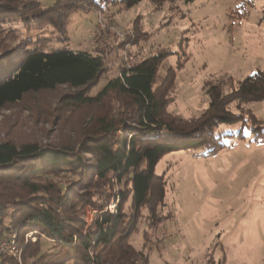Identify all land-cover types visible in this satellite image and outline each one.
<instances>
[{
    "label": "trees",
    "instance_id": "trees-1",
    "mask_svg": "<svg viewBox=\"0 0 264 264\" xmlns=\"http://www.w3.org/2000/svg\"><path fill=\"white\" fill-rule=\"evenodd\" d=\"M143 1L57 0L43 6L41 0H0V113L27 96L59 88L69 90L59 104L71 114L91 111L72 117L74 132L62 143L0 140V243L16 234L22 264H150L131 237L140 222L157 231L168 219L167 173L158 170L163 158L180 151L213 156L227 147V139H243L246 127L257 132L256 139L264 138V122L248 108L264 101V70L239 81L230 93L222 82L206 85L207 109L185 118L169 111L181 68L170 67L161 76L169 51L111 76L97 50H48L53 43L70 42L76 12L116 6L126 11ZM149 1L160 12L178 0ZM139 19L126 44L147 40ZM235 126L237 131L224 130ZM116 187L120 202L113 214L106 208ZM87 207L96 210L90 224L84 219ZM30 232H37V240L26 244ZM44 241L55 251H43ZM3 264L19 263L4 256Z\"/></svg>",
    "mask_w": 264,
    "mask_h": 264
},
{
    "label": "rangeland",
    "instance_id": "rangeland-1",
    "mask_svg": "<svg viewBox=\"0 0 264 264\" xmlns=\"http://www.w3.org/2000/svg\"><path fill=\"white\" fill-rule=\"evenodd\" d=\"M56 1L41 3L48 6ZM104 13L101 21L105 27L101 28L99 12H76L68 28L70 42L53 43L48 50H97L105 56L111 76L119 75L128 65L171 52L161 76L168 68L177 71L181 66L169 95L173 98L169 111L175 115L200 116L209 105L206 85L222 82L224 92L230 93L239 81L264 70V0H195L187 5L178 0L160 12L144 0L130 10L121 11L116 6ZM137 17L149 36L137 45L126 44L129 36L135 37ZM126 54L132 57L129 64ZM68 92L59 88L30 95L24 103L1 112L0 140L43 145L67 141L74 132L72 117L91 112L82 109L71 114L60 106L61 97ZM248 108L264 122V101ZM238 128L224 130L229 133ZM256 134L246 127L243 139H227V147L210 157L180 151L163 158L158 170L167 173L168 219L157 231L140 222L131 237V244L150 256V264L218 260L224 264H264V138L256 139ZM119 202L120 189L116 187L115 198L106 209L117 214ZM95 215L96 210L87 207L84 219H94ZM43 251L55 248L44 241Z\"/></svg>",
    "mask_w": 264,
    "mask_h": 264
},
{
    "label": "built area",
    "instance_id": "built-area-1",
    "mask_svg": "<svg viewBox=\"0 0 264 264\" xmlns=\"http://www.w3.org/2000/svg\"><path fill=\"white\" fill-rule=\"evenodd\" d=\"M106 11V10H105ZM104 11V12H105ZM104 12H99V25L100 27H105L104 23L101 21V17L103 18L104 16H106V13ZM132 60V57H128V55H125V62H127L129 64V62ZM131 69V67H126L124 70H129ZM116 207H114L115 209ZM116 210V209H115ZM114 214V211H112ZM86 221L90 224L93 221V218H86ZM43 238H45L44 236H42ZM18 239L19 237L14 234L12 235L8 240H4L0 243V264H3V257L4 256H9V257H13L19 264H22V256H23V248H20L18 246ZM25 242L26 244L31 240L33 242H35L37 240V232H30L26 235L25 238Z\"/></svg>",
    "mask_w": 264,
    "mask_h": 264
}]
</instances>
